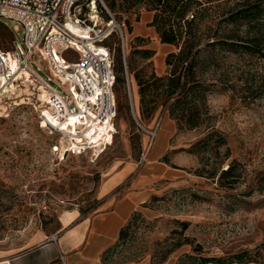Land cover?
I'll list each match as a JSON object with an SVG mask.
<instances>
[{
    "label": "rangeland",
    "instance_id": "rangeland-1",
    "mask_svg": "<svg viewBox=\"0 0 264 264\" xmlns=\"http://www.w3.org/2000/svg\"><path fill=\"white\" fill-rule=\"evenodd\" d=\"M103 1L123 37L113 33L106 42L114 56L118 106L112 143L95 154L54 161L48 145L58 137L38 126L37 92L20 84L0 99V249L15 252L38 230L58 228L66 210L92 212L109 178L119 174L125 184L140 174L148 178L143 188L152 190V196L129 220L126 236L106 252L112 264H264V189L250 188L256 174L264 173V0L256 19L237 20L236 25L225 20L230 11L260 0L206 4L210 8L202 24H228L242 34L252 23L261 30L263 43L259 53L214 48L211 59L199 64L196 75L210 87L203 124L193 129L178 126L161 104L164 95L140 93L139 80L154 73L141 52L149 49L146 39L131 32L145 11L143 4L128 8L124 0H114L110 8ZM11 37L0 25L1 47L10 48ZM206 54L202 51L200 60ZM64 57L75 54L69 50ZM160 62L157 56L155 66ZM153 98L159 99L155 109ZM210 125L227 140L218 154L192 147ZM226 146L230 152L222 166L236 158L243 176L231 187L206 176Z\"/></svg>",
    "mask_w": 264,
    "mask_h": 264
},
{
    "label": "built area",
    "instance_id": "built-area-1",
    "mask_svg": "<svg viewBox=\"0 0 264 264\" xmlns=\"http://www.w3.org/2000/svg\"><path fill=\"white\" fill-rule=\"evenodd\" d=\"M0 25L12 34L10 48L0 45V99L20 84L37 92L38 126L58 137L48 145L51 159L106 149L118 114L114 56L106 42L113 33L123 37L104 1L0 0ZM69 50L73 59L64 57Z\"/></svg>",
    "mask_w": 264,
    "mask_h": 264
},
{
    "label": "trees",
    "instance_id": "trees-1",
    "mask_svg": "<svg viewBox=\"0 0 264 264\" xmlns=\"http://www.w3.org/2000/svg\"><path fill=\"white\" fill-rule=\"evenodd\" d=\"M110 8H114V0H105ZM128 8L142 3L145 10L153 11L151 25L154 26L162 43L174 45L175 49L167 53L165 64L167 73L163 75L151 74L149 80H139L140 93L153 92L155 96L164 95L162 106L172 116L178 126L196 128L203 124L201 118L204 108V98L209 91L210 83L196 75L199 64L211 59L210 53L214 48L229 52L240 49L249 53H259L263 43L261 30L249 23L242 34L228 24H202V16L210 6L206 4L214 0H124ZM261 0L254 4H245L241 8L231 10L226 22L256 19L262 11ZM195 7L194 13L191 11ZM192 15V18H189ZM139 17V15H138ZM136 18V20L138 19ZM142 39V38H139ZM207 54L200 60L202 51ZM144 58L152 56L151 49L141 50ZM120 78H118V81ZM116 86V83H115ZM172 98L171 101H168ZM143 100V99H142ZM159 99L153 98L151 109L157 107ZM208 132L192 147L201 146L203 150H213L219 153V147L226 145L227 140L221 132L210 125ZM207 128V129H208ZM230 150L226 146L223 157L217 160L213 168L207 170V177H217L221 186H233L242 179V172L238 169L239 162L233 158L222 166L223 159L228 158ZM225 156V157H224ZM226 181L227 183H223ZM251 190L264 189V173H257ZM130 221L120 229L118 240L126 236Z\"/></svg>",
    "mask_w": 264,
    "mask_h": 264
},
{
    "label": "crops",
    "instance_id": "crops-1",
    "mask_svg": "<svg viewBox=\"0 0 264 264\" xmlns=\"http://www.w3.org/2000/svg\"><path fill=\"white\" fill-rule=\"evenodd\" d=\"M153 16V11L140 12L131 32L136 38L146 39V46L153 51L147 60L152 62L155 74L163 75L167 69L165 57L175 47L160 42L151 25ZM157 56L163 62L158 67L154 63ZM121 180L118 174L105 182L92 212L64 211L58 218V228L51 232L38 230L15 252L0 249V260L9 259V264H112L114 260L105 257L106 252L118 240L120 229L152 196V190L143 188L149 183L148 178L139 174L125 184V180L122 183Z\"/></svg>",
    "mask_w": 264,
    "mask_h": 264
},
{
    "label": "bare ground",
    "instance_id": "bare-ground-1",
    "mask_svg": "<svg viewBox=\"0 0 264 264\" xmlns=\"http://www.w3.org/2000/svg\"><path fill=\"white\" fill-rule=\"evenodd\" d=\"M90 15H92V17L93 18H96V19H98V17H99L95 12L94 13H91Z\"/></svg>",
    "mask_w": 264,
    "mask_h": 264
}]
</instances>
